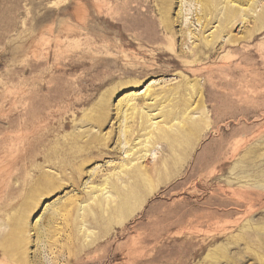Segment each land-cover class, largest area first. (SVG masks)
<instances>
[{
    "label": "rangeland",
    "instance_id": "rangeland-1",
    "mask_svg": "<svg viewBox=\"0 0 264 264\" xmlns=\"http://www.w3.org/2000/svg\"><path fill=\"white\" fill-rule=\"evenodd\" d=\"M221 1L0 0V264H264V0Z\"/></svg>",
    "mask_w": 264,
    "mask_h": 264
},
{
    "label": "bare ground",
    "instance_id": "bare-ground-1",
    "mask_svg": "<svg viewBox=\"0 0 264 264\" xmlns=\"http://www.w3.org/2000/svg\"><path fill=\"white\" fill-rule=\"evenodd\" d=\"M191 1H193L196 5H199L201 8H208V9H210L211 6H218L219 4L222 3L221 0H191ZM233 1H235V0H233ZM229 3L232 4L233 3L232 0L231 1H225V8H228V9H225L226 13L224 14V17L228 18L229 15L233 16L237 12L239 13V15H241L240 8L239 9L238 8L232 9V7H228ZM132 107H135V106L133 105ZM151 124H153V123H151ZM158 130H161V129L158 128ZM142 144H144V143H142ZM146 152H147V150H145V148H144V153L140 156V158L144 157V155H146ZM125 174H126L127 178L128 177L146 178L148 176V170L146 168L141 169L139 166H137L136 169H133L131 171L126 170Z\"/></svg>",
    "mask_w": 264,
    "mask_h": 264
}]
</instances>
